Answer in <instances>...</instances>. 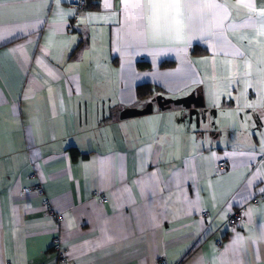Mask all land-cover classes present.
I'll list each match as a JSON object with an SVG mask.
<instances>
[{
	"label": "crops",
	"instance_id": "1",
	"mask_svg": "<svg viewBox=\"0 0 264 264\" xmlns=\"http://www.w3.org/2000/svg\"><path fill=\"white\" fill-rule=\"evenodd\" d=\"M73 1L60 7L68 12ZM6 2L15 7L0 9V31L30 27L0 40V264H264L256 88L264 38L244 26L248 9L233 8L219 38L159 55L154 67L143 49L123 59L116 51L122 0H107L108 8L99 0L63 22L55 0ZM141 60L151 67L139 69ZM246 62L253 86L241 96ZM234 73L240 82L213 106L206 86ZM143 83L156 89L139 98ZM157 94H197L202 105L160 108ZM145 101L150 113L120 117ZM36 184L41 192L23 191ZM45 198L62 221L47 213ZM239 208L243 222L230 231L227 218ZM237 236L244 239L233 244Z\"/></svg>",
	"mask_w": 264,
	"mask_h": 264
},
{
	"label": "snow or ice",
	"instance_id": "2",
	"mask_svg": "<svg viewBox=\"0 0 264 264\" xmlns=\"http://www.w3.org/2000/svg\"><path fill=\"white\" fill-rule=\"evenodd\" d=\"M62 0H55L56 9L61 17V21L69 15H75V9H70L65 12L61 7ZM79 2V0H76ZM15 5L9 4L6 0H0V9H9ZM51 7V5H45ZM105 7L108 8L107 0ZM246 8L250 15L244 22V26L253 27L257 30L259 36L264 38V5L257 6L251 0H237V4L229 3V0H122L123 21L119 19L117 23L120 27L117 28L119 47L116 51L120 52L121 57L125 55L131 57L138 54L139 49L147 51L153 57V66L155 67L156 57L166 52L175 51L178 54L186 52L192 46L194 40H207L210 38H219L222 36L226 28V21H229L232 16V9ZM91 15V14H90ZM119 16V13H117ZM39 24L41 21L36 20ZM21 30L30 27V25L16 26ZM16 27H7L0 31V40L14 34ZM235 24L227 25V28L235 29ZM123 33L121 37L120 34ZM251 43V41L249 42ZM163 45H167L164 47ZM262 56L258 64L264 65V44L261 45ZM236 55H244L237 51ZM247 63L248 71H246L241 79H244L245 90L241 92V96H246L247 88L252 87L253 83L250 79L252 76V64ZM167 75V74H165ZM236 73L228 80L227 84H215L206 86V91L209 96L210 102L213 106H220V97L225 93L226 89L232 85L233 82L239 83L240 80L236 79ZM258 79L256 81V88L258 94V104L261 109H264V67L257 68ZM193 84L203 83L193 79ZM229 100L232 99L231 92L227 93ZM239 101L240 97L235 98ZM144 103H149L145 101ZM247 107L255 108V103H247ZM179 113H173L176 115ZM264 118V117H262ZM264 126V125H261ZM195 127V125H193ZM260 137L259 152L264 156V132L258 133ZM255 147L254 145L252 146ZM249 156H255V152L248 153ZM264 168V164L261 165ZM261 171L257 169V174ZM256 179L254 175L252 179L248 180L251 185L253 180ZM264 193V189H261ZM190 206L193 210H198L199 194L197 193V200L190 201ZM264 239V232L261 234ZM244 238L237 236L233 244L242 241Z\"/></svg>",
	"mask_w": 264,
	"mask_h": 264
},
{
	"label": "built area",
	"instance_id": "3",
	"mask_svg": "<svg viewBox=\"0 0 264 264\" xmlns=\"http://www.w3.org/2000/svg\"><path fill=\"white\" fill-rule=\"evenodd\" d=\"M82 3L83 2L81 0H79V2H76V0H75V1H73V2L70 3V5L72 6V8L76 10L75 11V15L76 16H79L80 13H81L80 8H81ZM218 167H219V169H222V168L225 167L224 160H220L219 161ZM29 190H33V191H36V192H41L42 191V186H41V184H36V185L32 186L31 188H27V187L23 188V191H29ZM101 200H102L103 203H106L107 202V198L106 197H103ZM256 201H257V199L254 198L253 199V202H256ZM43 202H44V204L46 206L47 213L50 216L54 217L58 222L62 221L63 218H62L61 214L59 212L55 211L52 208V206L49 203L48 199L45 198L43 200ZM244 212L245 211H244L243 208H239L238 210H236L235 212H233L231 215H229V217L227 218V227H228V230L234 231V230L240 228V226H241V224L243 222V219H244Z\"/></svg>",
	"mask_w": 264,
	"mask_h": 264
},
{
	"label": "water",
	"instance_id": "4",
	"mask_svg": "<svg viewBox=\"0 0 264 264\" xmlns=\"http://www.w3.org/2000/svg\"><path fill=\"white\" fill-rule=\"evenodd\" d=\"M157 106L160 108H164L169 106L170 104L182 105L184 107H190L191 105L201 106L202 98L197 94H189L187 96L179 97V98H165L161 94H157L154 98ZM152 110V102L147 103L143 108H125L121 111V118H128L132 116H139L143 114L150 113Z\"/></svg>",
	"mask_w": 264,
	"mask_h": 264
},
{
	"label": "trees",
	"instance_id": "5",
	"mask_svg": "<svg viewBox=\"0 0 264 264\" xmlns=\"http://www.w3.org/2000/svg\"><path fill=\"white\" fill-rule=\"evenodd\" d=\"M81 1L83 2L81 5V8H80L81 12H83L87 9H94V8L98 7V1L99 0H81ZM196 50L197 49H194L193 53H196L197 52ZM171 63L172 62L166 63V64L169 65ZM162 65H164V64H162ZM137 67L139 69H146V68H150L151 65L149 62L141 60V61L137 62ZM155 89H156V87H154L153 85H151L149 83H143V84H139L136 87V93H137V96L139 98H144V97H148V96L152 95ZM71 155H72V158H76L77 151L75 149H71Z\"/></svg>",
	"mask_w": 264,
	"mask_h": 264
}]
</instances>
